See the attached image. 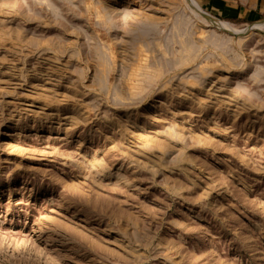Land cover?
I'll list each match as a JSON object with an SVG mask.
<instances>
[{
  "label": "rangeland",
  "instance_id": "rangeland-1",
  "mask_svg": "<svg viewBox=\"0 0 264 264\" xmlns=\"http://www.w3.org/2000/svg\"><path fill=\"white\" fill-rule=\"evenodd\" d=\"M194 1L0 0V264H264V0Z\"/></svg>",
  "mask_w": 264,
  "mask_h": 264
},
{
  "label": "bare ground",
  "instance_id": "bare-ground-1",
  "mask_svg": "<svg viewBox=\"0 0 264 264\" xmlns=\"http://www.w3.org/2000/svg\"><path fill=\"white\" fill-rule=\"evenodd\" d=\"M187 1L190 3V6H192V8H195V10H197L198 12L203 13V12L201 11V9L198 7V5L196 4V2H195L194 0H187ZM193 10H194V9H193ZM208 18H209V17H208ZM209 22H210V21H209ZM209 22H208V24H209V25H212V23H209ZM213 23H216V26H218L220 29L227 30V31H229V32H235V31L232 30V29H228V28L225 26V23L222 22V21L215 20V21H213ZM216 26H213V27L216 28ZM257 27H258V25H257ZM219 28H216V29H219ZM237 33H239V32H237Z\"/></svg>",
  "mask_w": 264,
  "mask_h": 264
}]
</instances>
